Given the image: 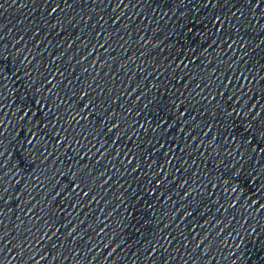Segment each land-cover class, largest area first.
I'll list each match as a JSON object with an SVG mask.
<instances>
[{
	"label": "water",
	"instance_id": "1",
	"mask_svg": "<svg viewBox=\"0 0 264 264\" xmlns=\"http://www.w3.org/2000/svg\"><path fill=\"white\" fill-rule=\"evenodd\" d=\"M183 0H0V118L97 48Z\"/></svg>",
	"mask_w": 264,
	"mask_h": 264
},
{
	"label": "snow or ice",
	"instance_id": "2",
	"mask_svg": "<svg viewBox=\"0 0 264 264\" xmlns=\"http://www.w3.org/2000/svg\"><path fill=\"white\" fill-rule=\"evenodd\" d=\"M254 2H255V0H254ZM254 67L255 66L252 65V68H254ZM262 71H264V69H262ZM254 79H257L258 80V89H259V92L261 94H264V77H259V78L254 77ZM258 115H260V114H258ZM257 123H258V121H257ZM260 131L264 132V126L260 127Z\"/></svg>",
	"mask_w": 264,
	"mask_h": 264
}]
</instances>
